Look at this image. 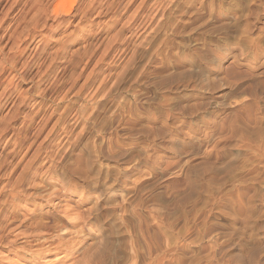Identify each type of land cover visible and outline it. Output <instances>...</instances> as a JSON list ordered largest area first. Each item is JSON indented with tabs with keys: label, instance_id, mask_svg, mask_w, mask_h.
I'll list each match as a JSON object with an SVG mask.
<instances>
[{
	"label": "rangeland",
	"instance_id": "374dc122",
	"mask_svg": "<svg viewBox=\"0 0 264 264\" xmlns=\"http://www.w3.org/2000/svg\"><path fill=\"white\" fill-rule=\"evenodd\" d=\"M0 264H264V0H0Z\"/></svg>",
	"mask_w": 264,
	"mask_h": 264
},
{
	"label": "bare ground",
	"instance_id": "6f19581e",
	"mask_svg": "<svg viewBox=\"0 0 264 264\" xmlns=\"http://www.w3.org/2000/svg\"><path fill=\"white\" fill-rule=\"evenodd\" d=\"M62 12H65V13H69L70 12V8H68V9H65L64 11H62ZM6 88V87H5ZM46 219H48L47 221H50V219H51V216H49V215H47L46 217H45ZM45 224H46V222H45ZM43 225V224H42ZM48 225V224H47ZM46 225V226H47ZM49 228V227H48ZM46 232V231H45ZM68 239V238H67ZM43 241V240H42ZM67 241V240H66ZM59 245V244H58Z\"/></svg>",
	"mask_w": 264,
	"mask_h": 264
}]
</instances>
